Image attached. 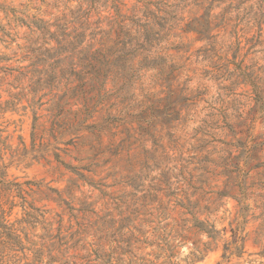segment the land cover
Returning <instances> with one entry per match:
<instances>
[{
  "label": "rangeland",
  "instance_id": "rangeland-1",
  "mask_svg": "<svg viewBox=\"0 0 264 264\" xmlns=\"http://www.w3.org/2000/svg\"><path fill=\"white\" fill-rule=\"evenodd\" d=\"M239 198L260 264L264 0H0V264H218Z\"/></svg>",
  "mask_w": 264,
  "mask_h": 264
},
{
  "label": "trees",
  "instance_id": "trees-1",
  "mask_svg": "<svg viewBox=\"0 0 264 264\" xmlns=\"http://www.w3.org/2000/svg\"><path fill=\"white\" fill-rule=\"evenodd\" d=\"M127 26L123 25V22L120 23L119 28L121 30H124ZM243 191H246L247 189L242 188ZM246 198H239L237 200L238 202V209H239V217H237V219H235L231 224H230V232H231V236H230V240H223L226 235V229H224L223 231H218L216 229V226L212 223H210V221L204 220H198L193 213H191L192 217H193V226L189 229V231L195 230L198 234H204L207 235L208 238V242L205 243H201V241L199 242V244H202L203 248L200 247V245H193V262H197L199 261L201 258L205 257V253H207L209 251V249H211V247L220 242V241H224V245H223V262H220L218 264H223V263H230L231 260L233 258H241L243 256V254L245 253V244H246V238L244 236V232H245V227L247 224H249V220L247 219V213L250 211V207L249 205L246 204L245 202ZM12 206H15V201L12 200L11 202H9ZM6 212L3 208V206L0 204V229H2V234L6 237H14L15 239H18L17 236H13V233H16L17 231L14 229V225H9V223H6ZM224 233V236H223ZM257 236H264V221H262L260 227L258 228L257 232H256ZM18 241V240H17ZM163 241V245H157V249L161 252H164V247L170 246V244L173 243V241L169 240L168 237L162 239ZM175 241V240H174ZM19 243V241H18ZM141 244H147L146 241L144 242H140ZM147 245L152 246V243H149ZM127 253V252H126ZM257 256L261 257L262 259H264V251H262L261 253H258ZM159 258V256H157ZM255 261H250V263H253ZM128 264H143L138 263L136 261H129ZM260 264H264V262H260Z\"/></svg>",
  "mask_w": 264,
  "mask_h": 264
}]
</instances>
